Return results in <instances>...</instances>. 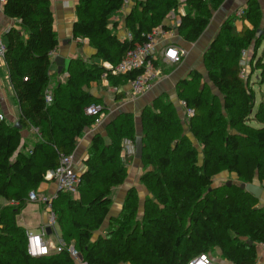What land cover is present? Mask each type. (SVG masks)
Listing matches in <instances>:
<instances>
[{
    "label": "trees",
    "instance_id": "1",
    "mask_svg": "<svg viewBox=\"0 0 264 264\" xmlns=\"http://www.w3.org/2000/svg\"><path fill=\"white\" fill-rule=\"evenodd\" d=\"M124 1L77 0L73 34L87 39L95 55L89 61L72 59L69 77L62 78L64 68L57 72L62 80L52 91V79L59 75L51 74L50 53L57 51L59 40L51 0H7L4 5L5 15L19 20L24 34L13 28L5 35L22 129L0 121V264H78L68 251L71 246L88 264H189L203 254L212 258L217 251L232 264H256L258 246L264 243V208L241 185H264V126L250 123L264 125V102L255 112L251 77L243 75L240 62L242 50L254 48L247 68L261 71L264 80V59H257L264 39V34L257 38L263 16L258 0L248 2L243 16L233 15L223 23L203 57L207 75L193 71L178 83V99L194 116L181 117L166 96L142 110L141 184L149 192L143 216L138 191L132 188L121 214L110 217L113 190L128 178L124 141L135 143L138 137L135 116L121 113L107 125L106 136H94L79 196L60 192L53 201L65 249L42 257L28 254V231L17 217L30 203V192L47 181L62 155L74 154L78 140L94 125L97 117L87 115L86 109L101 100L90 94V85L101 82L107 72L110 85L126 86L142 71L114 76L110 69L143 45L154 29L171 30L165 25L171 14L180 17L179 35L195 43L225 2L134 0L125 21L133 38L121 40L113 31ZM183 5L187 14L180 12ZM154 66H164L162 55ZM32 127L39 133L26 151L22 130ZM224 172L235 175L239 184L215 185ZM108 218L105 234L94 240Z\"/></svg>",
    "mask_w": 264,
    "mask_h": 264
},
{
    "label": "crops",
    "instance_id": "2",
    "mask_svg": "<svg viewBox=\"0 0 264 264\" xmlns=\"http://www.w3.org/2000/svg\"><path fill=\"white\" fill-rule=\"evenodd\" d=\"M180 1L184 2L185 0ZM249 1L250 0H225L224 4L218 10L213 12V18L210 25L202 35L201 39L195 43H188L179 35L176 26V20L180 19V17L176 16L175 14H171L165 21V25L171 30H164L165 34H162V36L159 38V48L161 49L160 55L163 54L164 48L169 44L175 45L182 49L185 52V55L182 62L177 65L164 63V66L161 68L159 67L162 75L154 85L153 89L145 95L135 100L130 99L129 83L126 86H119L117 92L115 91V87L110 85L108 80L93 82L90 85L89 92L91 95L101 100L99 105H102L106 108V117H104L103 123L101 125L96 127L92 126L91 128L87 129L85 134L78 140V145L73 156L75 169L78 174H80V176L86 171V161L89 158V150L92 146L94 136L96 134H102L106 136L107 125L119 114L131 113L135 116L138 137H142L143 133L140 120V114L142 110L147 106H152L153 102L159 97H168L170 102L174 103L178 108L181 117L185 118V108L182 105V101L178 99L177 95L178 83L184 79H188L193 71H198L203 76L207 75V73L205 75L206 70L203 62L205 52L209 49L212 42L220 33L223 23L231 16L236 15L239 10L245 9ZM258 1L261 5L263 13L262 19H264V0ZM4 5L5 4H1L0 2V34L4 37V41L7 43V38L5 35L11 29L16 28L17 30L22 31L23 34L24 30H22L19 20L10 19L5 15ZM76 6L77 0H51V8L54 13V27L58 34L59 40V47L55 52V57L52 58L54 64L51 68V74L54 75L57 72L61 74V72L58 71V66L55 63V59L56 57H62L65 59L64 69H66L62 78L69 77V66H67V64H70L72 59L82 58L86 61H89L95 55V51L90 47L89 41L87 39H76L74 37L73 26L77 19ZM133 6L134 0H130L125 9L121 10L118 16L114 18V21L118 25L113 32L117 34L121 40L126 39L127 33L129 32L126 29L125 21ZM180 12L181 14H187L189 9L186 5H183L180 9ZM237 25L240 26V22H237ZM263 25L264 22L262 27ZM58 73L57 75H59ZM59 80H62L60 75L52 79V88L50 91L53 90V87L58 83ZM120 92H122V94H120L122 98L116 99L119 97L117 94ZM0 107V114L3 115L7 122L13 125H17L19 123V118L21 115L20 106L15 98V91L9 79V70L6 61L2 60H0ZM38 133L39 131H35L33 127L30 130H22L24 143L23 149L30 151L33 148V145L36 142L35 136H37ZM122 158L128 167V178L122 186L114 188L113 190V204L111 207L110 217H118L121 214L127 194L132 188H135L138 191L139 215L143 216L145 200L149 196V192L141 184V177L144 173L143 164L141 160H138L136 157L133 159H126L122 155ZM51 172H49L47 176V181L42 183L38 190L35 191L37 192L38 197L52 198L58 193L56 182L50 178ZM254 183L263 189L261 197L258 199V207L264 208V185L260 184L259 181H255ZM78 196L79 195L74 197L77 198ZM10 202H8V204ZM36 206H40V211L42 208L43 213L34 215V220L26 219L25 214L31 208L35 209L36 212ZM20 218H23L22 222L19 221ZM49 222L50 213L46 205L40 202H30L26 209L23 210L21 215L17 217L18 225L24 227L28 233H36L34 231L37 230L36 234H38L41 233L43 228H46V235L44 239L50 248L54 250L62 238L60 237L57 243L51 240L54 235L57 236V232L56 225L53 229H48ZM108 224L109 218L103 228L94 235V240L98 239L100 235L105 234ZM217 256L218 257L212 256V259L216 264H232L230 262L224 261L220 257L219 251H217ZM256 264H264V251L261 249L260 245L258 246V258Z\"/></svg>",
    "mask_w": 264,
    "mask_h": 264
},
{
    "label": "built area",
    "instance_id": "3",
    "mask_svg": "<svg viewBox=\"0 0 264 264\" xmlns=\"http://www.w3.org/2000/svg\"><path fill=\"white\" fill-rule=\"evenodd\" d=\"M7 0H0L1 4H5ZM130 0H125L122 10L125 9L126 5L129 4ZM245 9L239 10L236 15L238 17L243 16ZM181 20H176V26H179ZM165 34L162 28L154 29L147 37V41L135 49L131 50L122 61H120L114 68L110 69V73L114 76L125 75L127 73L141 70L142 73L138 75L135 79L129 82L130 85V99L135 100L149 91H151L160 79L162 73L159 68L154 66V63L159 60L160 51L159 48V38ZM133 35L131 32L127 33L126 39L131 40ZM7 43L4 41V37L0 34V60L6 61L7 56ZM185 52L175 45H166L163 51V63L177 65L182 62ZM51 58L55 57V52L50 53ZM248 51L242 50V60L240 62L243 68V75L245 74L248 65ZM102 80H108V73L102 75ZM118 87H115L117 92ZM47 103L52 102V96L50 93L46 94ZM185 108V118L188 120L194 116L193 109H187L185 103L182 102ZM106 108L99 104H93L86 109V114L89 116H96L95 123L93 127L99 126L103 123ZM4 119L3 115L0 114V121ZM38 132L37 129L34 128ZM136 154L135 143L130 140L124 141V147L122 155L124 158L134 157ZM74 156L62 155L60 157V162L58 167L51 172L50 178L56 182L58 193L52 197H38L37 192L32 191L29 194L30 202H40L44 203L50 213L49 228H54L57 225V215L53 210V201L58 198L60 192L69 193L73 196L78 195V187L80 184V174L75 169ZM10 205H18L16 201H11ZM46 235V228H43L41 233H28V254L32 257H42L49 255L53 251L61 252L65 249V243L60 240L57 247L52 250L50 246L46 243L44 237ZM261 249L264 251V243L260 244ZM71 256L77 261L78 264H88L81 257L80 253L73 247L68 248ZM189 264H216L209 255H201L200 257L194 259Z\"/></svg>",
    "mask_w": 264,
    "mask_h": 264
},
{
    "label": "rangeland",
    "instance_id": "4",
    "mask_svg": "<svg viewBox=\"0 0 264 264\" xmlns=\"http://www.w3.org/2000/svg\"><path fill=\"white\" fill-rule=\"evenodd\" d=\"M263 22H264V19H262V24H263ZM260 29L264 31V25H263V27L261 26ZM254 51H255L254 48H251L250 50H248V54L249 55L251 53L253 54ZM259 58L264 59V39L262 41V44H261L260 48L257 50V59H259ZM67 66H69V64H67ZM204 67H205V64H204ZM205 70H206V67H205ZM206 73L207 72H205V75H206ZM244 75L245 76L249 75L251 77L250 78V82L252 83V87L254 89L255 96H256V107H255V112H256L258 107H259V105H260V103L264 102V80H263V77L261 76V71L253 70V69H251L249 67L246 68V71H245ZM212 90L215 91L213 88H212ZM250 123L255 128H262L264 126V125H262V124H260V123H258L256 121H252ZM190 138H192V140L194 141V138L192 137V135H190ZM194 142H196V141H194ZM228 183H231L232 185L233 184H239L238 180H237V177L235 175H231L228 172H224V173H222L220 176H218L216 178V184L215 185H221V184L228 185ZM33 207H35V206H33ZM36 207H37L36 208L37 209L36 212H35V209H32V208L29 209V211L25 214L26 219H29V220L33 219L34 220V215L43 213V209L42 208H41V211H40V206H36ZM22 219L23 218H20L19 221L22 222ZM34 232L37 233V230H35ZM56 232H57V236L54 235L52 237V239H51L55 243H57L59 238L61 237V231H60V228H59L58 225H56ZM57 237H58V239H57ZM213 257H218V256H217V254L216 255L214 254Z\"/></svg>",
    "mask_w": 264,
    "mask_h": 264
},
{
    "label": "water",
    "instance_id": "5",
    "mask_svg": "<svg viewBox=\"0 0 264 264\" xmlns=\"http://www.w3.org/2000/svg\"><path fill=\"white\" fill-rule=\"evenodd\" d=\"M264 34L263 30H258L257 31V38H260L262 35ZM55 63L58 66V71L62 72L64 65H65V59H63L62 57H56L55 59ZM16 128L18 129H22L20 123H18L16 125ZM143 148H144V144H143V138L142 137H137L136 141H135V157L140 160L143 156ZM231 183H228V186H231ZM241 188L249 193H251L255 198L260 199L261 194L263 189L259 186H257L255 183H243L241 185ZM250 244H252V242H249Z\"/></svg>",
    "mask_w": 264,
    "mask_h": 264
}]
</instances>
